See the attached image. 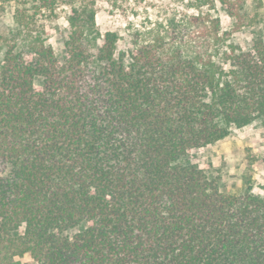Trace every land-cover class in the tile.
<instances>
[{
  "label": "trees",
  "instance_id": "obj_1",
  "mask_svg": "<svg viewBox=\"0 0 264 264\" xmlns=\"http://www.w3.org/2000/svg\"><path fill=\"white\" fill-rule=\"evenodd\" d=\"M11 1L15 28L0 35V264L26 254L264 264V186L223 193L189 162L232 128H264L263 34L247 48L232 41L247 1L219 0L230 30L208 11L174 16L131 33L127 52L117 32H99L92 4ZM61 3L62 60L38 26Z\"/></svg>",
  "mask_w": 264,
  "mask_h": 264
},
{
  "label": "rangeland",
  "instance_id": "obj_2",
  "mask_svg": "<svg viewBox=\"0 0 264 264\" xmlns=\"http://www.w3.org/2000/svg\"><path fill=\"white\" fill-rule=\"evenodd\" d=\"M92 4L96 10V25L101 34L117 32L120 36L118 51L127 52L131 46V33L165 23L170 17H184L198 11L211 12L220 18L222 30L233 28L235 20L226 13L219 0H214V10L204 0H76ZM241 12L244 26L235 32L232 41L243 48L251 46L254 33L262 32L264 38V0H246ZM15 3L0 0V35L7 37L15 28L13 14ZM69 4H59L54 15L43 11L38 26L56 55L64 57V43L68 33ZM36 85L40 86L37 80ZM189 162L204 169L210 179H215L223 193L239 194L246 181L253 193L263 194L264 186V128L261 120L244 128H232L230 134L211 145L191 152ZM78 230V229H77ZM73 230L69 235L76 232ZM15 264H37L29 254L16 257Z\"/></svg>",
  "mask_w": 264,
  "mask_h": 264
}]
</instances>
